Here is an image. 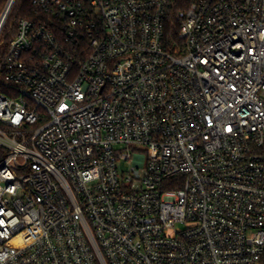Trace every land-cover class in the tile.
I'll return each instance as SVG.
<instances>
[{"label":"built area","instance_id":"2783aa9c","mask_svg":"<svg viewBox=\"0 0 264 264\" xmlns=\"http://www.w3.org/2000/svg\"><path fill=\"white\" fill-rule=\"evenodd\" d=\"M24 1L0 0V264H264V0Z\"/></svg>","mask_w":264,"mask_h":264},{"label":"trees","instance_id":"16d2710c","mask_svg":"<svg viewBox=\"0 0 264 264\" xmlns=\"http://www.w3.org/2000/svg\"><path fill=\"white\" fill-rule=\"evenodd\" d=\"M23 9H29V3L27 0H25L23 3ZM164 31V43L167 47H172L174 42L177 40V25L173 19H169L167 21Z\"/></svg>","mask_w":264,"mask_h":264},{"label":"rangeland","instance_id":"374dc122","mask_svg":"<svg viewBox=\"0 0 264 264\" xmlns=\"http://www.w3.org/2000/svg\"><path fill=\"white\" fill-rule=\"evenodd\" d=\"M120 149H123V146L122 145H120V146H118ZM125 151V150H124ZM129 167V165H127L124 161L123 162H120L119 163V168L120 169H123V170H125V169H127Z\"/></svg>","mask_w":264,"mask_h":264}]
</instances>
